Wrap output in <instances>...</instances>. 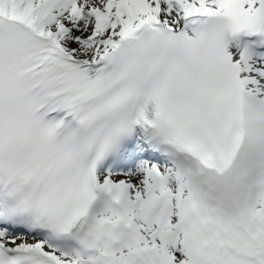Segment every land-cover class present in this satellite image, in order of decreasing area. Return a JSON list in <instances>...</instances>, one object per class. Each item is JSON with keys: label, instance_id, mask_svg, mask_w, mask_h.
I'll list each match as a JSON object with an SVG mask.
<instances>
[{"label": "snow or ice", "instance_id": "snow-or-ice-1", "mask_svg": "<svg viewBox=\"0 0 264 264\" xmlns=\"http://www.w3.org/2000/svg\"><path fill=\"white\" fill-rule=\"evenodd\" d=\"M0 264H264V0H0Z\"/></svg>", "mask_w": 264, "mask_h": 264}]
</instances>
